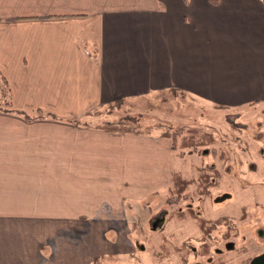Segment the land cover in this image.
I'll list each match as a JSON object with an SVG mask.
<instances>
[{
    "label": "crops",
    "instance_id": "crops-1",
    "mask_svg": "<svg viewBox=\"0 0 264 264\" xmlns=\"http://www.w3.org/2000/svg\"><path fill=\"white\" fill-rule=\"evenodd\" d=\"M167 90L264 107V0H0V264L126 246L128 203L169 189L175 155L100 116Z\"/></svg>",
    "mask_w": 264,
    "mask_h": 264
},
{
    "label": "rangeland",
    "instance_id": "rangeland-1",
    "mask_svg": "<svg viewBox=\"0 0 264 264\" xmlns=\"http://www.w3.org/2000/svg\"><path fill=\"white\" fill-rule=\"evenodd\" d=\"M235 113L236 116H230ZM100 117L125 124L132 130H149L159 134L184 125L200 126L214 132L217 139L186 159L175 156L176 170L190 177L197 176L196 182L178 202L172 204L166 201L173 194V191L166 189L151 195L147 205L139 202L131 208L128 203L130 232L124 240L126 246L121 245V250L116 249V252L101 253L90 264H247L248 258L264 249V240L257 235L259 229L264 230L262 105L238 109L216 108L186 93L167 90L143 98L119 101ZM203 165L209 167V172H215L216 183L210 193L196 191ZM188 204L194 208L187 209ZM198 209L207 218H229L234 227L223 237L233 240L235 247L231 243L226 249L219 241H213L209 244V252H203L202 232L196 218L191 215L192 210ZM169 213L172 219L165 228H161L165 215ZM224 229L225 225L219 223L212 236L220 238ZM164 230L172 232L176 242L183 243L181 253L169 250L166 254H160ZM74 236L81 241L80 234L75 232ZM109 236L113 240L118 239L116 233H109ZM214 244L220 245L224 252L222 255L214 251ZM208 256H212V262L208 261Z\"/></svg>",
    "mask_w": 264,
    "mask_h": 264
},
{
    "label": "trees",
    "instance_id": "trees-1",
    "mask_svg": "<svg viewBox=\"0 0 264 264\" xmlns=\"http://www.w3.org/2000/svg\"><path fill=\"white\" fill-rule=\"evenodd\" d=\"M237 113L231 114L230 116L234 115L236 116ZM27 119H31L32 117L29 115H25ZM44 114L40 113L36 117H43ZM233 117V116H232ZM112 121H106L102 124H99L100 128H104L106 130H109L111 132L115 133H124V132H143V133H150L149 130H132L125 126V124H121L118 122ZM161 136L170 137L172 139V150L174 152V155L177 157H180L182 159H186L190 154L192 153H199L201 150V147L204 145L213 144L216 142V135L212 131H208L200 126H188L184 125L181 127H178L172 131H163L161 133ZM180 137V140L178 142V139ZM205 151V150H204ZM213 167V166H212ZM209 168L207 165H203L201 168V172L203 176H207L208 178H203L204 181H210L211 178V172L207 169ZM211 168V167H210ZM216 167H214V170ZM204 170V171H203ZM217 170V169H216ZM207 172V173H204ZM197 177V176H196ZM196 177H190L187 176L184 172L181 170L173 169L171 174V185L169 187V190L173 191V194L171 196H168L166 201L170 203H176L178 202L183 194L188 190V188L196 182ZM200 184H202L200 182ZM208 184V183H207ZM199 185V181L197 183V187ZM198 189L196 188V191ZM206 193H210V190L206 191ZM191 215L196 218L198 225L201 226L205 233H208L216 224L222 223V218L214 219L210 221L209 219H206L203 216H198L197 212L192 210ZM171 213L168 214L167 217L172 218ZM212 222V223H211ZM166 236L164 235V243L162 244V252L160 251V254L165 253V245H166ZM202 249L204 253L209 252V245L203 244Z\"/></svg>",
    "mask_w": 264,
    "mask_h": 264
},
{
    "label": "flooded vegetation",
    "instance_id": "flooded-vegetation-1",
    "mask_svg": "<svg viewBox=\"0 0 264 264\" xmlns=\"http://www.w3.org/2000/svg\"><path fill=\"white\" fill-rule=\"evenodd\" d=\"M204 173H207V172H204ZM214 173L215 172H211V178H210V181H204L203 180V178H208L207 176H203V174H202V172H199V175H198V177H199V188H198V190L199 191H203V192H206L207 190L209 191H211V189H212V187L213 186H215V183H216V180H215V177H214ZM200 182L202 183V184H200ZM208 183V184H207ZM187 209H193L194 207H193V205L192 204H188V206L186 207ZM196 212H197V214H198V216H203V217H205L206 219H209L210 221H212V220H216V219H218V218H207L205 215H203V214H201V212L199 211V209H198V211L196 210ZM172 218H169V217H167L166 215H165V217H164V223H163V225L161 226V228L162 227H166L167 226V224H168V222L171 220ZM229 220V218H227L226 216H224V217H222V223L221 224H223V225H225V229L222 231V235H220V238H218V237H215V236H212V231L213 230H215L216 228H217V224H216V226H214L208 233H205V230L201 227V226H199V229H200V231L202 232V234H201V239H203V244H207V245H209L211 242H213V241H219L220 243H222L223 244V246L226 248V249H229V247H230V245H231V243H233L234 244V241L233 240H227V239H224V237H223V235L224 234H228L231 230H232V228L234 227L233 226V224L231 223V222H229L228 221ZM212 223V222H211ZM161 228L159 229V230H161ZM165 231V230H164ZM166 237V245H165V247H166V249H165V254H166V252L167 251H169V250H173V251H177V252H179V253H181L182 251L181 250H183V248H182V245H183V243H182V245L179 243V242H176L175 240H174V236H173V233L172 232H166L165 231V234H164ZM257 235L259 236V237H261L263 240H264V230H258L257 231ZM260 238V239H261ZM222 239H223V241H222ZM259 243H260V245H262V242L261 241H259ZM214 246H215V244H214ZM234 247H235V244H234ZM233 247V248H234ZM180 249V250H179ZM214 251L216 252V253H218V255H222L224 252H222V248L220 247V245H217V246H215V248H214ZM261 253H264V249L263 250H261L257 255H259V254H261ZM256 256V255H255ZM253 258V257H252ZM252 258H248L247 259V261H246V263L247 264H250V261H251V259ZM208 261L209 262H212V256H208Z\"/></svg>",
    "mask_w": 264,
    "mask_h": 264
},
{
    "label": "water",
    "instance_id": "water-1",
    "mask_svg": "<svg viewBox=\"0 0 264 264\" xmlns=\"http://www.w3.org/2000/svg\"><path fill=\"white\" fill-rule=\"evenodd\" d=\"M250 264H264V253L254 256L251 259Z\"/></svg>",
    "mask_w": 264,
    "mask_h": 264
}]
</instances>
